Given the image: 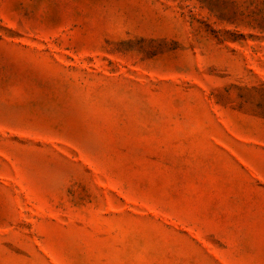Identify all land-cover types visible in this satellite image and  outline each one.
Masks as SVG:
<instances>
[{"label": "rangeland", "instance_id": "obj_1", "mask_svg": "<svg viewBox=\"0 0 264 264\" xmlns=\"http://www.w3.org/2000/svg\"><path fill=\"white\" fill-rule=\"evenodd\" d=\"M0 264H264V0H0Z\"/></svg>", "mask_w": 264, "mask_h": 264}]
</instances>
